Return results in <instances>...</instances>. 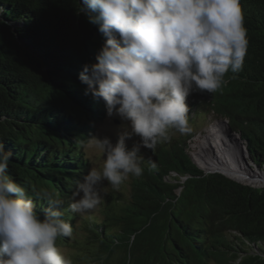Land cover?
Listing matches in <instances>:
<instances>
[{"label":"trees","instance_id":"obj_1","mask_svg":"<svg viewBox=\"0 0 264 264\" xmlns=\"http://www.w3.org/2000/svg\"><path fill=\"white\" fill-rule=\"evenodd\" d=\"M79 7L78 0H0V144L12 154L6 175L29 195L43 188L62 199V218L74 231L78 217L69 204L88 173L84 146L107 113L79 79L106 40L88 21L95 14ZM240 7L248 40L243 69L229 72L215 93L189 96V127L226 120L264 174V0H240ZM205 134L196 148L201 139L205 148ZM195 137L177 133L159 144L152 160L163 156L164 170L146 164L147 179L133 184L142 192L101 221H84L102 248L91 264H264V189L199 169L187 153ZM33 199L42 217L47 202Z\"/></svg>","mask_w":264,"mask_h":264},{"label":"clouds","instance_id":"obj_2","mask_svg":"<svg viewBox=\"0 0 264 264\" xmlns=\"http://www.w3.org/2000/svg\"><path fill=\"white\" fill-rule=\"evenodd\" d=\"M79 12L106 38L95 63L79 79L85 95L105 102L108 117L123 122L115 143L92 137L102 166L76 182L69 209L83 218L95 212L108 192L144 174L141 148L155 151L173 133L189 127L188 98L215 93L226 75L243 69L247 31L240 0H78ZM138 137L129 149L126 141ZM11 153L0 144V264H73L56 246L58 237L74 238L62 217L63 200L46 189L29 195L7 175ZM149 170L157 164L148 158ZM36 200L48 207L41 217Z\"/></svg>","mask_w":264,"mask_h":264},{"label":"rangeland","instance_id":"obj_3","mask_svg":"<svg viewBox=\"0 0 264 264\" xmlns=\"http://www.w3.org/2000/svg\"><path fill=\"white\" fill-rule=\"evenodd\" d=\"M217 121V122H214ZM215 125H208L205 120L197 121L196 126L190 127L191 133L192 131H196V137L194 140L192 139L189 148L187 150L188 155L191 160L194 162V155L196 156L195 164L203 167L201 169L203 172H213L218 171L224 174L223 170H227V172L231 175H238L239 177H248V179L252 180L255 178H263L264 174H262L249 160V157L246 152V147L243 142L238 138V135L229 132L227 128V122L224 119H215L213 120ZM219 122V123H218ZM122 121L118 116L108 117L106 116L100 123L96 124L94 130L93 137H109L113 143H115L117 139V133L120 131ZM220 124V125H218ZM226 125V131L222 130L223 126ZM209 126V127H208ZM206 129L205 132V128ZM206 133V134H205ZM188 134V133H187ZM202 134H205V148L203 145V139L198 142V147L196 148L194 145L196 143V139L201 137ZM177 133H173L172 137H176ZM138 137H133L132 139L126 141L128 148L130 149L134 142H138ZM239 142V143H238ZM91 139L84 146V155L89 163L88 172L92 167H100L102 166L104 156L99 152L98 149L90 146ZM241 144V145H240ZM244 151L242 150V147ZM158 147V146H157ZM157 149V148H156ZM154 151L141 148V155L145 158V164H147L148 158L152 159V153ZM245 152V153H244ZM246 157V159H244ZM163 156L160 159H157L155 162L157 167L163 171ZM246 160V161H245ZM206 167L208 169H206ZM231 168H234L233 172ZM136 179L139 181H145L147 179L146 174L144 173L141 177H130L125 183L121 185L119 191L112 190L105 182V187H108V192L104 195L103 204L93 213L83 218L78 217L76 222V230L74 231V238L71 241L63 243L59 242L57 239L56 246L64 252L65 255H68L72 258L73 264H91L92 256L102 254V248L99 244L93 242V240L89 239V231L84 226L85 220H95L101 221L103 216H105L104 212L111 207H116L122 202L126 201L134 190L138 192H142V189L133 187V184L136 183ZM241 181V180H239ZM254 181V180H252ZM244 182V181H242ZM136 193V192H135ZM92 257V258H91Z\"/></svg>","mask_w":264,"mask_h":264},{"label":"water","instance_id":"obj_4","mask_svg":"<svg viewBox=\"0 0 264 264\" xmlns=\"http://www.w3.org/2000/svg\"><path fill=\"white\" fill-rule=\"evenodd\" d=\"M205 173H207V174H209V173H220V174H222L223 176H225L226 178H228V179H230V180H233V181H235V182H237V183H239V184H241V185H243V186H247V187H249V188H253V189H257V190H262V189H264V185H262V186H254V185H251V184H249V183H242V182H239V181H236V180H234V179H231L230 177H228V176H226L225 174H223V173H221V172H218V171H213V172H205Z\"/></svg>","mask_w":264,"mask_h":264},{"label":"bare ground","instance_id":"obj_5","mask_svg":"<svg viewBox=\"0 0 264 264\" xmlns=\"http://www.w3.org/2000/svg\"><path fill=\"white\" fill-rule=\"evenodd\" d=\"M225 175L228 176V177H230L231 179H234V177H231V176H229L227 174H225ZM235 176H238V175H235ZM246 178H248V177H246ZM234 180L239 181L237 179H234ZM252 180H254V181H252ZM252 180H249V182H242V181H239V182L249 183V184L254 185V186H262V185H264V179L263 178H255V179H252Z\"/></svg>","mask_w":264,"mask_h":264}]
</instances>
